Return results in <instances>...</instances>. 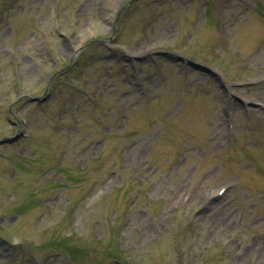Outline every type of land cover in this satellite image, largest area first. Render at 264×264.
I'll use <instances>...</instances> for the list:
<instances>
[{
    "label": "rangeland",
    "instance_id": "rangeland-1",
    "mask_svg": "<svg viewBox=\"0 0 264 264\" xmlns=\"http://www.w3.org/2000/svg\"><path fill=\"white\" fill-rule=\"evenodd\" d=\"M10 1L0 264H264V0Z\"/></svg>",
    "mask_w": 264,
    "mask_h": 264
}]
</instances>
